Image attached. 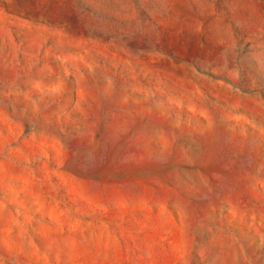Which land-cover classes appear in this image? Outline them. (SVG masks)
Masks as SVG:
<instances>
[{
	"label": "rangeland",
	"instance_id": "374dc122",
	"mask_svg": "<svg viewBox=\"0 0 264 264\" xmlns=\"http://www.w3.org/2000/svg\"><path fill=\"white\" fill-rule=\"evenodd\" d=\"M0 264H264V0H0Z\"/></svg>",
	"mask_w": 264,
	"mask_h": 264
},
{
	"label": "bare ground",
	"instance_id": "6f19581e",
	"mask_svg": "<svg viewBox=\"0 0 264 264\" xmlns=\"http://www.w3.org/2000/svg\"><path fill=\"white\" fill-rule=\"evenodd\" d=\"M18 230H19V229H18ZM43 234H44V233H43ZM24 235H27V234H23V236H24ZM21 237H22V236H21ZM26 240H27V239H26Z\"/></svg>",
	"mask_w": 264,
	"mask_h": 264
}]
</instances>
